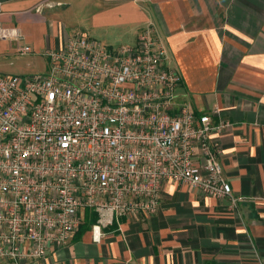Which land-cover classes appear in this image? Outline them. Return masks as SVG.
<instances>
[{"label": "built area", "instance_id": "obj_1", "mask_svg": "<svg viewBox=\"0 0 264 264\" xmlns=\"http://www.w3.org/2000/svg\"><path fill=\"white\" fill-rule=\"evenodd\" d=\"M61 3L46 0L37 11ZM0 38L20 42L18 27L0 23ZM47 72L0 73V258L23 264L67 244L80 211L99 218L93 238L115 217L155 215L166 182L236 208L214 140L232 129L197 116L179 100L182 76L148 25L134 44L111 47L84 32L47 49Z\"/></svg>", "mask_w": 264, "mask_h": 264}, {"label": "crops", "instance_id": "obj_2", "mask_svg": "<svg viewBox=\"0 0 264 264\" xmlns=\"http://www.w3.org/2000/svg\"><path fill=\"white\" fill-rule=\"evenodd\" d=\"M0 0V23L18 27L20 42L0 38V73L47 72L49 48L84 32L113 47L116 36L137 42L150 24L165 45L168 64L183 78L179 100L197 116L218 109L214 121L232 129L214 135L233 194L244 200L207 196L166 182L154 216L115 217L102 228L99 214L80 211L81 223L67 244L51 246L45 258L23 264H264V0ZM93 5L89 29L62 19L74 5ZM0 264L5 261L0 258Z\"/></svg>", "mask_w": 264, "mask_h": 264}, {"label": "rangeland", "instance_id": "obj_3", "mask_svg": "<svg viewBox=\"0 0 264 264\" xmlns=\"http://www.w3.org/2000/svg\"><path fill=\"white\" fill-rule=\"evenodd\" d=\"M93 9V5L87 6V4L83 5H74L73 7L66 10L65 16L63 17V21L65 23H69L76 30L78 29H89L90 25L89 15ZM98 39H102L103 35L96 34ZM116 39L111 40L113 47L122 46L127 40L123 37L116 36Z\"/></svg>", "mask_w": 264, "mask_h": 264}]
</instances>
